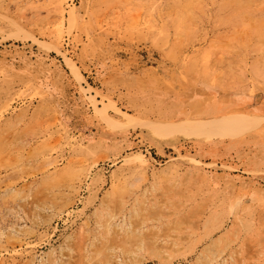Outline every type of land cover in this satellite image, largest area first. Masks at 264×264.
Returning <instances> with one entry per match:
<instances>
[{"label": "rangeland", "instance_id": "1", "mask_svg": "<svg viewBox=\"0 0 264 264\" xmlns=\"http://www.w3.org/2000/svg\"><path fill=\"white\" fill-rule=\"evenodd\" d=\"M0 264H264V0H0Z\"/></svg>", "mask_w": 264, "mask_h": 264}, {"label": "bare ground", "instance_id": "2", "mask_svg": "<svg viewBox=\"0 0 264 264\" xmlns=\"http://www.w3.org/2000/svg\"><path fill=\"white\" fill-rule=\"evenodd\" d=\"M69 18L75 21V11L69 12ZM125 119L126 115H122ZM222 118V119H221ZM224 116H218L215 118L209 119H198V120H182L176 123H162L157 127H150L154 134L156 133L158 136L167 139L171 138L174 134H182L186 133L187 136H202L198 138L210 137V136H219V132L214 130L216 125H219L220 121L223 120ZM214 130V131H212Z\"/></svg>", "mask_w": 264, "mask_h": 264}, {"label": "crops", "instance_id": "3", "mask_svg": "<svg viewBox=\"0 0 264 264\" xmlns=\"http://www.w3.org/2000/svg\"><path fill=\"white\" fill-rule=\"evenodd\" d=\"M248 105L249 104H246V105H244V107L248 108L249 107ZM211 109L215 110V106L211 107ZM209 113H211V110H209ZM128 114H130V113H128ZM181 115H183V112L181 110H179L177 108L173 109L172 112L169 113V115H168L169 119H167V120H172L173 117H178V119H175L176 121L183 120V119H188L187 117L181 116ZM206 116H209V115H206ZM206 116H202L201 118H204Z\"/></svg>", "mask_w": 264, "mask_h": 264}]
</instances>
